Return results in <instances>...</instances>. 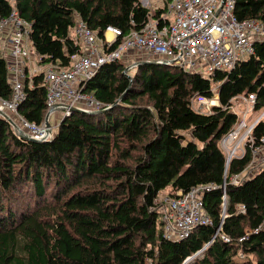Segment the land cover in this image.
Masks as SVG:
<instances>
[{"label":"trees","instance_id":"16d2710c","mask_svg":"<svg viewBox=\"0 0 264 264\" xmlns=\"http://www.w3.org/2000/svg\"><path fill=\"white\" fill-rule=\"evenodd\" d=\"M13 9L31 24L40 65L59 69L83 53L72 34L78 21L101 40L108 27L120 29L114 50L149 15L140 0H0V21ZM235 14L264 23V0H236ZM126 66L106 63L86 82L103 112L73 111L45 141L22 138L0 116V264H184L199 252L187 264H264V168L231 183L252 154L228 164L221 145L237 121L234 98L255 95V111H264V40L233 70L210 77L144 61L128 78ZM43 78L25 81L19 106L38 125L48 109ZM215 87L219 105L196 111L193 99L215 98ZM12 94L0 51V96ZM253 136L261 144L264 120ZM207 185L217 187L203 193L212 224L167 239L153 209L160 193Z\"/></svg>","mask_w":264,"mask_h":264},{"label":"built area","instance_id":"2783aa9c","mask_svg":"<svg viewBox=\"0 0 264 264\" xmlns=\"http://www.w3.org/2000/svg\"><path fill=\"white\" fill-rule=\"evenodd\" d=\"M140 1L149 11L144 28L123 37L114 50L110 47L122 37L120 29L108 27L104 40H99L83 21H78L72 34L76 44L82 45L83 53L73 57L72 66L68 69L40 65L41 56L36 54L31 44V24L15 9L0 21V51L8 61L13 87L10 99L0 96V116L11 123L19 136L27 134L38 141H45L56 132L46 123L38 125L27 121L18 112L25 98V81L41 72L44 74L48 113L56 109L65 117L75 109L89 113L101 110L103 104L85 93L83 88L106 63L125 60L133 55L129 69L137 66L136 56H139L147 63L173 64L185 71L210 77L217 71L233 70L239 61L246 60L254 52L256 42L264 40V23L258 19L239 20L235 14L236 0H161L162 8L154 7L150 0ZM157 11H160L158 15ZM207 100L195 97L194 109L209 113ZM239 101L244 104L243 108H240ZM255 105V95H240L231 101L230 109L237 115V121L222 140L229 156L228 163L233 158L244 157L248 149L252 154L244 172L231 177L233 184H239L250 173L264 168V137L257 145L253 136V130L264 120V114L251 123L248 121ZM242 131L246 134L237 140V146L242 144L243 147L238 154L234 140ZM215 188L213 185L197 186L185 193L178 191L176 195H161L153 209L161 214L164 236L170 240H182L189 237L196 227L212 224L204 209L203 193ZM223 199L227 202L226 191ZM222 238L229 241L226 236ZM200 253L189 257L184 264Z\"/></svg>","mask_w":264,"mask_h":264},{"label":"rangeland","instance_id":"374dc122","mask_svg":"<svg viewBox=\"0 0 264 264\" xmlns=\"http://www.w3.org/2000/svg\"><path fill=\"white\" fill-rule=\"evenodd\" d=\"M150 3L154 6V7H160V8H162L163 7V2L161 1V0H150ZM256 44V43H255ZM254 54V52L252 53V54H249L250 56L251 55H253ZM133 55H130L129 57H127L125 60L123 59V60H120V61H122V62H124L127 66H126V69L128 70L127 71V73L130 75V71H132V69H129V65H130V62L133 60ZM138 58H140V57H138V56H136V60H138ZM239 63H240V61H239ZM238 63V64H239ZM34 65H35V67H36V69L38 68V62L36 61V59H35V62H34ZM31 68H33V67H31ZM214 92H215V95H217L216 93H217V87H215L214 89ZM86 93V92H85ZM88 94V93H87ZM199 97V96H198ZM201 98L203 99L204 97H202L201 96ZM206 98V97H205ZM208 99V98H207ZM208 101V104H207V109L209 108L210 109V107L211 106H213V105H219V101H218V98H216V96H215V98H213V99H209V100H207ZM46 103H47V100H46ZM213 103V104H212ZM239 103H240V108H243L244 107V104H242L240 101H239ZM208 109V110H209ZM210 111V110H209ZM18 112H19V108H18ZM264 114V111H262V112H258V111H255L254 110V112L253 113H251L250 115H249V117H248V121L251 123V120H253V119H257L258 117H261L262 115ZM46 116H48V121H49V124H50V126H47L46 124V126L47 127H49V128H54V131H56L57 130V127L59 126V124H60V122L63 120V118L64 117H62L63 115H62V113H60L59 111H57L56 109H54V110H52V112H50V113H48V110H47V115ZM254 122H255V120H254ZM253 122V123H254ZM44 123H46V122H44ZM243 133L244 134H246V131H242L241 132V134H240V136H238V137H236V139L234 140V146L236 147L237 146V140L239 139V138H241V136L243 135ZM27 137H30V138H32V139H34L33 137H31V136H29V135H27V134H25ZM34 140H36V139H34ZM38 141V140H37ZM221 145H222V142H221ZM223 147V146H222ZM224 149V148H223ZM243 150V147H242V144H240V145H238L237 146V149H236V153H238V154H240L241 153V151ZM227 157H229V156H227ZM233 159H235V158H233ZM232 159V160H233ZM227 162H228V160H227ZM229 164V163H228ZM257 172V171H256ZM161 195H170L169 193H167L166 191H162L161 193H160V195L158 196V198L161 196ZM157 198V199H158ZM156 199V200H157ZM148 264H151V263H148Z\"/></svg>","mask_w":264,"mask_h":264},{"label":"water","instance_id":"95a60500","mask_svg":"<svg viewBox=\"0 0 264 264\" xmlns=\"http://www.w3.org/2000/svg\"><path fill=\"white\" fill-rule=\"evenodd\" d=\"M127 71H128V70L126 69V70H125V75H126L128 78H131V76L127 73ZM74 111H80V110L75 109ZM104 111H106V110H104ZM81 112H82V111H81ZM101 112H103V111H98V112H93V113H94V114H98V113H101ZM4 115H5V114H4ZM48 120H49V119H48V116H46V118H45L46 125H47V126H50ZM22 138H24V139H26V140L34 141V142H39V141L34 140V139L30 138V137H27L26 135H23Z\"/></svg>","mask_w":264,"mask_h":264},{"label":"bare ground","instance_id":"6f19581e","mask_svg":"<svg viewBox=\"0 0 264 264\" xmlns=\"http://www.w3.org/2000/svg\"><path fill=\"white\" fill-rule=\"evenodd\" d=\"M109 37H111V35L108 33ZM99 39V38H98ZM101 40V39H99ZM139 57V56H138ZM140 62H144L141 58H138V60H136V64L138 65ZM63 69V68H62ZM91 96V95H90ZM92 97V96H91ZM93 98V97H92ZM95 99V98H94ZM55 134V133H54Z\"/></svg>","mask_w":264,"mask_h":264}]
</instances>
